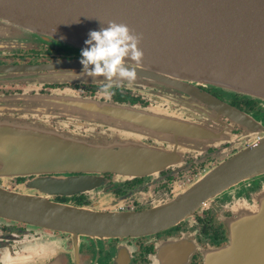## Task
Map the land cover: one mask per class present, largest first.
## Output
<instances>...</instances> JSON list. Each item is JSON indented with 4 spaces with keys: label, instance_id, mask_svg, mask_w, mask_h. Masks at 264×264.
<instances>
[{
    "label": "flooded vegetation",
    "instance_id": "obj_1",
    "mask_svg": "<svg viewBox=\"0 0 264 264\" xmlns=\"http://www.w3.org/2000/svg\"><path fill=\"white\" fill-rule=\"evenodd\" d=\"M81 59V52L44 43L0 48V68L36 67L25 77L0 74L1 191L104 215L178 212L194 201L188 196L201 179L259 142L253 130L264 129V105L256 100L205 86H198L204 98L180 97L125 82L108 97L100 93L107 81L61 67ZM49 132L99 153L87 157L98 165L12 173L15 160L2 139ZM207 192L176 221L143 223L170 225L138 234L0 215V264H203L229 244L235 220L261 209L264 172Z\"/></svg>",
    "mask_w": 264,
    "mask_h": 264
},
{
    "label": "water",
    "instance_id": "obj_2",
    "mask_svg": "<svg viewBox=\"0 0 264 264\" xmlns=\"http://www.w3.org/2000/svg\"><path fill=\"white\" fill-rule=\"evenodd\" d=\"M109 21L124 23L142 35L138 45L144 53L142 62L127 64L137 77L123 82L199 98L207 96L198 88L205 86L264 105V0H0V48L44 43L81 52L89 32L106 28ZM61 67L83 70L80 61ZM35 70L8 66L0 68V74L25 77ZM241 121L252 128L248 119ZM253 131L259 142L208 173L188 198L195 201L208 190L217 192L264 172V129ZM2 141L15 160L12 173L78 172L98 165L87 163V157H101L53 132L38 139ZM194 201L178 203L182 205L178 212L104 215L0 190V215L53 228L87 224L101 226L104 235L138 234L170 225L143 223L176 221L191 211ZM244 214L231 224L229 244L209 254L203 264H264V217L260 218L264 203L260 210Z\"/></svg>",
    "mask_w": 264,
    "mask_h": 264
},
{
    "label": "clouds",
    "instance_id": "obj_3",
    "mask_svg": "<svg viewBox=\"0 0 264 264\" xmlns=\"http://www.w3.org/2000/svg\"><path fill=\"white\" fill-rule=\"evenodd\" d=\"M81 51V74L93 79L103 77L107 83L100 93L110 97L115 82L135 81L137 74L127 64L129 61L140 64L143 51L138 47L142 35L135 33L124 23L109 21L106 28L90 31ZM91 66V67H89Z\"/></svg>",
    "mask_w": 264,
    "mask_h": 264
},
{
    "label": "rangeland",
    "instance_id": "obj_4",
    "mask_svg": "<svg viewBox=\"0 0 264 264\" xmlns=\"http://www.w3.org/2000/svg\"><path fill=\"white\" fill-rule=\"evenodd\" d=\"M69 50H71V51H73V52H78V51H76V50H73V49H69ZM93 79V78H92ZM145 87V86H144ZM147 88V87H146ZM146 92H150V90L148 89V91H146ZM9 123H11V124H13V123H15L13 120H11V121H8Z\"/></svg>",
    "mask_w": 264,
    "mask_h": 264
}]
</instances>
